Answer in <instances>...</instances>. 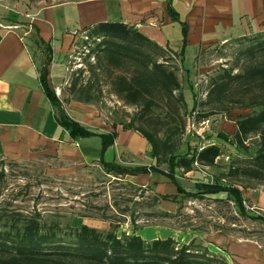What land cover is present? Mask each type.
I'll use <instances>...</instances> for the list:
<instances>
[{"label": "rangeland", "instance_id": "1", "mask_svg": "<svg viewBox=\"0 0 264 264\" xmlns=\"http://www.w3.org/2000/svg\"><path fill=\"white\" fill-rule=\"evenodd\" d=\"M8 1L11 3L13 0H6ZM21 1L23 0H19ZM67 1L86 0H29L37 8ZM2 2L4 0H0V5ZM10 6L9 9L12 8ZM9 9L0 7L2 10L0 16H4V21H8L7 18L10 17L7 15ZM17 11L21 14L24 12L22 9ZM17 11L13 9V13ZM25 26L27 28L21 29L22 34H27L28 38H31L28 45L42 71L44 66L48 64L50 67L52 64L53 52L44 53V47L36 44L38 40L36 30L30 28L28 24ZM176 27L177 31L172 28L167 32L173 37V46L179 48L182 45L181 27L179 25ZM84 36V39L80 38L72 50L60 59L61 81L59 84L53 82L51 85L60 104V107L52 105L54 114L59 116L63 112L98 134L113 131L123 133L126 132L124 128L133 126L128 132L135 134V144L133 143L132 147L137 149L127 152L121 142L117 141L106 152L104 159L112 165L126 168L146 167L150 170L156 168L162 173L151 171L148 175L137 177L121 176L119 172L108 173L100 159L102 145L97 137L69 143L67 155L57 152L21 163L0 157V173L5 174V179L0 182V215L17 219L21 226L26 221L37 220L43 226V233L55 232L58 240H70L69 235L72 231L85 225L103 233L114 231L119 238H123L124 235L132 236L135 232L149 242L156 239H173L178 249L184 245L194 244L201 255L216 256L218 259L215 260V264H236L230 257L220 252L226 246L225 243L222 244V237L237 234L253 237L259 230H264V224L240 215L235 203L229 200L227 194H201L203 191L200 190V184L219 183L224 186H237L242 188L244 195L248 194V190L257 193L264 191V186L256 181L238 174L231 175L232 170L247 167L249 155L246 150L237 152L236 147L229 141L219 139L222 135L233 141L239 117L259 113L261 108L243 111L237 102L238 98L234 96L230 97L226 104L228 109H233L230 115L217 113L214 109L203 107V104L207 100L205 95L208 94L212 81L224 70L234 68V74H237L239 72L237 66L244 62L243 57L240 59L242 52L248 50L256 39H260L261 34H252L250 37L235 39L226 44H216L184 62L179 54L170 55L171 67L177 72L181 84L176 96L183 101L181 108L183 121L187 122L188 117L195 112L201 114L200 119H210L212 126L208 133V141L211 146H219L222 151L215 167H206L195 162L190 172L183 168L177 169L176 178L181 186L188 193H198L196 197L180 195L177 187L166 175L169 172L168 159H157L152 156V146L137 132V129L147 125L140 120V109L127 106L116 97L108 79L109 74L91 70L96 61L84 50L83 42H87ZM80 71L83 73L80 74ZM89 81L95 87V103L92 105L80 103L71 92V85L74 82L86 85ZM153 113L151 123L153 126L150 129L154 133L158 132L159 138L164 140L168 135V128L175 127L164 125L168 121L166 111L156 109ZM176 119L178 123L181 122L178 117ZM172 139L173 142L178 141V137ZM180 142L181 146L177 153L179 156L191 155L194 150L198 151L201 148L197 139L185 135V130ZM259 144V137L251 136L245 147L251 155H256ZM78 145L82 147L84 153L93 156L95 160L78 157L76 152L80 150ZM132 147L130 148L133 149ZM164 196L168 201L162 200ZM245 206L250 218L264 217V214L251 210L248 200ZM210 242L215 248L208 246Z\"/></svg>", "mask_w": 264, "mask_h": 264}, {"label": "trees", "instance_id": "2", "mask_svg": "<svg viewBox=\"0 0 264 264\" xmlns=\"http://www.w3.org/2000/svg\"><path fill=\"white\" fill-rule=\"evenodd\" d=\"M182 25L186 44L188 28L183 22ZM33 29L38 36L36 44L44 47V53L52 54L51 46L42 40L36 27ZM84 33L87 41L83 42L84 50L96 61L91 70L109 74L108 79L116 97L127 106L140 109V120L147 125L137 129V132L152 146V156L168 159L169 172L166 175L177 187L180 195H199L185 191L176 178L177 169L183 168L190 172L195 162L202 166L215 167L222 151L215 145L202 152L194 150L185 157L177 155L186 122L181 115L183 101L176 96L181 87L180 80L175 69L171 67L170 55L176 56V52L160 47L141 34L136 27L121 22H101L86 29ZM259 37L261 38L256 39L248 50L242 52L240 59L243 57L244 62L237 66V74H234V68L224 70L212 81L203 107L230 115L233 109H228L226 104L234 96L238 98L237 102L243 111L261 108L259 113L239 117L233 141L223 136L221 139L229 141L236 147L237 152L246 150L249 155L247 167L241 170L236 168L231 175H242L264 186V34ZM48 67L47 64L41 71V86L50 103L60 107L49 85ZM94 90L95 87L90 81L86 85L76 82L71 85V92L76 95V100L86 105L95 103ZM156 109L166 111L168 121L165 123L162 120L165 126L175 127L168 128V135L164 140L159 138L158 132L154 133L150 129ZM177 117L181 122L178 123ZM55 120L74 140L99 138L102 145L100 159L108 173L119 172L125 177L148 175L151 171L162 173L156 168H126L108 163L104 155L115 145L118 138L116 131L108 134L95 133L63 112L59 116L55 115ZM132 127L127 126L124 131H130ZM251 136H258L260 139L256 155H251L245 147ZM173 137H178V141L173 142ZM4 179L5 174L1 172L0 182ZM200 190L204 195L227 194L240 215L264 224L262 216L250 218L245 206L247 200L239 187L219 183L200 184ZM162 200L168 201V198L164 196ZM20 223L11 216L0 215V264H215L218 259L216 256L201 255L194 244L178 249L173 239L149 242L135 232L132 236L124 235L119 238L114 231L103 233L83 225L75 228L69 235L70 240L65 241L58 240L55 232L43 233V226L37 220L26 221L23 226Z\"/></svg>", "mask_w": 264, "mask_h": 264}, {"label": "crops", "instance_id": "3", "mask_svg": "<svg viewBox=\"0 0 264 264\" xmlns=\"http://www.w3.org/2000/svg\"><path fill=\"white\" fill-rule=\"evenodd\" d=\"M3 6L9 9L7 15L10 17L4 21V16H0V24L19 28H0V157L18 163L57 152L67 155L68 144L79 142L70 138L55 120L53 106L41 86L40 64L28 45L31 38L22 34L21 29L27 28L25 24L32 29L36 27L42 40L52 48L50 86L61 81L60 59L83 38L86 29L101 22L134 26L160 47L179 54L183 62L216 44L264 34V0H86L43 8L35 7L29 0L11 3L4 0L0 7ZM13 9L24 12L13 13ZM182 22L188 28L186 44ZM177 25L181 27L179 48L173 46V37L167 32L172 28L177 31ZM126 132L116 131V143L120 141L125 151L133 152L135 134ZM78 146V157L95 160ZM239 189L243 193L242 188ZM244 198L252 211L264 214V191L248 190ZM257 233L253 237L223 236L225 248L216 249L236 264H264V230ZM208 246L215 248L212 242Z\"/></svg>", "mask_w": 264, "mask_h": 264}, {"label": "built area", "instance_id": "4", "mask_svg": "<svg viewBox=\"0 0 264 264\" xmlns=\"http://www.w3.org/2000/svg\"><path fill=\"white\" fill-rule=\"evenodd\" d=\"M3 29H18L19 27H8L0 24ZM207 97V94L205 95ZM201 114L195 112L188 117L185 128V135L190 138L197 139L201 144L199 152L204 151L206 148L212 147L208 141V133L210 132L212 121L208 118L200 119Z\"/></svg>", "mask_w": 264, "mask_h": 264}]
</instances>
